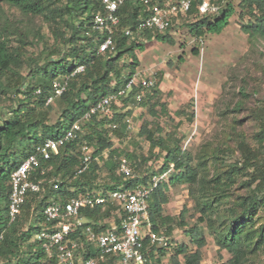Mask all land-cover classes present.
Here are the masks:
<instances>
[{
    "label": "trees",
    "instance_id": "16d2710c",
    "mask_svg": "<svg viewBox=\"0 0 264 264\" xmlns=\"http://www.w3.org/2000/svg\"><path fill=\"white\" fill-rule=\"evenodd\" d=\"M197 3L195 0L181 20L184 19L190 34L198 41L222 33L237 12L240 28L249 43L264 40V0H220V13L216 16L200 14ZM103 11L102 0H0V264H44L46 252L35 235L49 199L70 193L71 187L92 189L98 182L106 189L119 184L148 185L154 175L164 172H168L167 180L161 181L149 198L151 228L168 236L183 229L195 248L171 238L167 245L151 246L150 264H163L164 256L169 253L170 264H201L207 244L205 228L219 249L230 254L220 264H246L264 252V98L249 116L257 127L254 144L236 125H231L230 135L235 145L226 142L195 156L183 147L181 136L175 131L165 132L160 122L155 121L153 125L146 122L142 126L140 134L149 143V149L146 155L136 157L116 144L113 131L106 125L118 123L119 129L114 131L127 137L126 121L137 107L145 108L155 119L169 117L160 88L161 71L156 73L154 85L140 101L136 98L140 87L135 86L111 104L110 114L94 116L85 125V139L93 151V161L86 172L75 174L81 164L77 141L61 146L43 164L51 169L44 175L41 168L35 173L36 178L46 179L45 190L30 191L21 215L9 222L10 180L17 166L43 139L61 136L91 105L124 88L141 65L139 52L145 50L146 41L155 39L175 44L169 31L181 20L174 21L163 32H139L137 27L149 13V6L140 0H127L120 9L121 22L114 32V49L100 52L105 34L93 30L92 25L95 15ZM37 18L48 25L52 41L40 28L30 26ZM127 29L133 32L127 34ZM41 43L43 50L31 53L29 47ZM79 65H84V71L73 74ZM57 79H67V86L53 99L59 106V115L52 121L53 101L49 104L47 101L54 95L53 82ZM239 93L245 99L249 96L244 87ZM7 101L12 105L4 113L1 105ZM244 105L243 100L238 101L235 110L240 111ZM176 114L190 121L194 119V113H187L184 108ZM123 153L134 168V174L126 180L116 172L117 158ZM237 153L238 158L233 159ZM155 158L162 159L157 169L149 163ZM50 178L55 180L48 182ZM181 184L188 186L194 214L199 215L192 225L185 217L187 206L177 216L164 211L171 200V186ZM108 212L97 206L83 214L89 220L86 224H96ZM145 243H149L148 239ZM104 264L117 262L110 256Z\"/></svg>",
    "mask_w": 264,
    "mask_h": 264
},
{
    "label": "built area",
    "instance_id": "2783aa9c",
    "mask_svg": "<svg viewBox=\"0 0 264 264\" xmlns=\"http://www.w3.org/2000/svg\"><path fill=\"white\" fill-rule=\"evenodd\" d=\"M149 6V13L138 25L137 30L166 31L174 21H180L193 6L195 0H140ZM220 0H198L196 5L200 14L216 16L220 13ZM127 0H102L104 11L98 12L92 28L105 34L99 51L114 49V32L121 22L120 9ZM133 31L127 29L126 33ZM79 65L73 74L84 71ZM151 75L137 70L127 81L126 86L117 93L109 94L91 105L89 109L67 131L57 138L47 137L26 157L11 174V192L9 196V222L12 223L21 215L28 193L45 190L46 179L36 178L35 173L41 168L44 175L51 166H43L57 154L60 147L70 141H77L81 152V164L75 174L86 172L93 161V151L85 139L86 124L94 116H105L111 113V104L120 95H127L135 86L140 90L136 94L141 100L154 85ZM67 86V79L54 80V97L61 95ZM133 104L130 105L132 107ZM129 133L136 131L133 116L127 119ZM109 130L119 129V124L111 122L106 125ZM141 130V129H140ZM115 138V137H114ZM108 152H105V157ZM117 174L126 180L134 174L128 156L123 153L117 158ZM168 172L156 174L148 185L138 184L127 187L117 185L114 189H106L101 182L92 189L77 190L70 188V193L58 199L51 198L43 208V220L36 233L40 247L46 252L44 264H104L108 257H115L117 264H150L149 251L151 246L167 245L170 236L163 232H154L151 228L149 215V198L152 191L161 181H166ZM50 178L48 182L54 181ZM57 185H55L56 187ZM102 206L108 214L100 217L96 224H86L88 218L83 214L88 208ZM148 239L149 243H145Z\"/></svg>",
    "mask_w": 264,
    "mask_h": 264
},
{
    "label": "rangeland",
    "instance_id": "374dc122",
    "mask_svg": "<svg viewBox=\"0 0 264 264\" xmlns=\"http://www.w3.org/2000/svg\"><path fill=\"white\" fill-rule=\"evenodd\" d=\"M16 16H19L18 13ZM184 22V19L181 20L169 31L175 44L152 39L145 42L144 52H139V70L142 73L154 78L158 71L165 73L162 98L167 103L169 117L163 115L162 118L155 119L145 108L137 107L133 113L136 131L129 133L127 137H121L122 134L113 130L116 144L136 157L148 153L149 143L140 134V129L146 122L153 125L155 121H159L165 132L175 131L177 136L182 137L183 147L191 150L195 156L226 142L235 145L232 140L234 137L230 135L231 125H236L237 130L242 131L250 143H255L257 127L249 116L251 110L264 98V40L252 45L249 43L247 35L240 28L238 12L222 33L207 35L202 41L190 34ZM30 26L40 28L41 33L51 39L48 25L40 18L35 19ZM43 48L42 43L29 47L33 54L40 53ZM241 87L249 94L247 99L239 93ZM240 100L245 105L240 111H236L235 104ZM10 105L11 101L1 105L4 113L8 112ZM51 106L50 119L55 121L59 115V106L56 101ZM181 108L187 113H194V119L190 121L185 116L177 115L176 111ZM238 156L237 153L233 159ZM149 163L157 169L161 166L162 159H151ZM170 195L171 200L165 205V213L177 216L187 206L185 217L188 224L196 223L199 215L194 214V202L189 197L188 186H171ZM201 227L205 228L204 224ZM205 236L207 244L203 248L201 264L227 261L230 254L219 249L206 228ZM170 238L188 242L189 248H195L183 229H177ZM162 263L170 264V253L164 256ZM246 264H264V252L251 258Z\"/></svg>",
    "mask_w": 264,
    "mask_h": 264
},
{
    "label": "crops",
    "instance_id": "0c3cea01",
    "mask_svg": "<svg viewBox=\"0 0 264 264\" xmlns=\"http://www.w3.org/2000/svg\"><path fill=\"white\" fill-rule=\"evenodd\" d=\"M229 26H230V24H229ZM144 52V51H143ZM140 67V66H139ZM139 70V69H138ZM157 73V72H156ZM164 75H165V73H162V82H161V84H160V88H161V90H162V83H163V81H164ZM163 91V90H162Z\"/></svg>",
    "mask_w": 264,
    "mask_h": 264
}]
</instances>
